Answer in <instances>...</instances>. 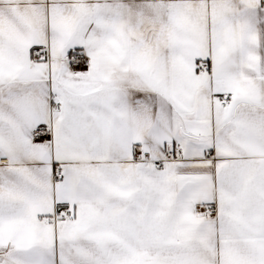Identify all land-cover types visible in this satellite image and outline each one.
I'll use <instances>...</instances> for the list:
<instances>
[{
    "label": "snow or ice",
    "instance_id": "1",
    "mask_svg": "<svg viewBox=\"0 0 264 264\" xmlns=\"http://www.w3.org/2000/svg\"><path fill=\"white\" fill-rule=\"evenodd\" d=\"M0 264H264V0H0Z\"/></svg>",
    "mask_w": 264,
    "mask_h": 264
}]
</instances>
